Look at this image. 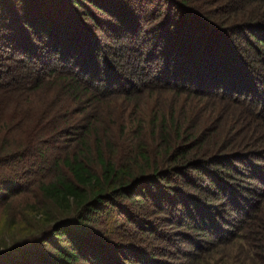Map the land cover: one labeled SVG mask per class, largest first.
Instances as JSON below:
<instances>
[{
  "label": "trees",
  "instance_id": "16d2710c",
  "mask_svg": "<svg viewBox=\"0 0 264 264\" xmlns=\"http://www.w3.org/2000/svg\"><path fill=\"white\" fill-rule=\"evenodd\" d=\"M263 160L264 0H0V264H264Z\"/></svg>",
  "mask_w": 264,
  "mask_h": 264
},
{
  "label": "rangeland",
  "instance_id": "374dc122",
  "mask_svg": "<svg viewBox=\"0 0 264 264\" xmlns=\"http://www.w3.org/2000/svg\"><path fill=\"white\" fill-rule=\"evenodd\" d=\"M151 92H153V93H150V95H148L146 93L149 96L146 99L147 103L141 99L142 101L140 100L138 103L135 104L137 106H140L142 109L144 108L146 114L150 113L153 104L159 103V101H161L160 104H163L164 100L171 101L172 98H174L173 100H176V102H177L176 103L177 106L175 107V109L184 111L185 109L187 110L188 107L190 106V104L193 103V109H195L194 112L197 113L199 117L207 115L209 113H213L215 115V113L217 111H219L220 108H221V111L219 113H220V116L223 119V122L225 124L223 116L225 115V113L229 109L233 108V105H231L228 101H226V103H223V105L219 104L217 106V111H216V106L214 107V106H212V105H210L208 103L203 104L202 102H199L197 100H194L193 102H190L191 98L187 97L185 99L184 95H180V97H176V95H174V93L172 91L160 89V90L151 91ZM247 98H249V96H247ZM245 99H246V97H245ZM173 100H172V102L175 103V101H173ZM204 118L205 117H203V119ZM233 119H235L236 124H239L240 121H241V117L240 116H236L235 118H234V116H232V120ZM249 129H250L249 126L246 124V125H243V126L239 127L237 130H235L233 132L234 135L233 134H231V135L234 136L233 138H235V140H239L241 138H242V140H244L246 137L252 136L256 132V130H253V131L249 132ZM262 162H264V160ZM256 163H257L256 164V168L253 169L254 172L262 170V168H260V167L264 168V163H261V162H256ZM245 172H246V170H245ZM262 172H264V170H262ZM245 176L246 177H241L242 178V180L240 179L241 183L246 185V186H248L249 188L254 189L255 191L253 193H255V192L256 193L254 195H253V193H247L248 195H246V192L242 193V194H244V197L247 196L246 200L247 201H251L250 204L252 203V205H253L255 203V201L258 200L259 195L262 192H264V184L263 183L260 184L255 179L256 175H253V174H251L249 172H248V174L246 172ZM0 214H1V212H0ZM0 217H1V215H0ZM194 236H197L196 239H199V238H203V239L206 238L207 239L208 237H212V238L217 237V235L214 234V233H212V236L208 235V234H205V233L194 234ZM233 242L237 243L239 241L233 240ZM228 245H229V248H232L231 251H232V253L235 254L236 258H238V259L241 258L242 259V258L245 257L244 251H243V249L241 247H237V246L230 247V244H228ZM180 248H181V246H180ZM226 250H227V248H224V251H226Z\"/></svg>",
  "mask_w": 264,
  "mask_h": 264
}]
</instances>
